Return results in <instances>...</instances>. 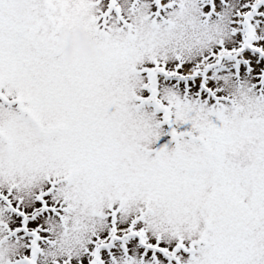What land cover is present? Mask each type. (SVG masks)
Segmentation results:
<instances>
[{
  "label": "snow or ice",
  "instance_id": "snow-or-ice-1",
  "mask_svg": "<svg viewBox=\"0 0 264 264\" xmlns=\"http://www.w3.org/2000/svg\"><path fill=\"white\" fill-rule=\"evenodd\" d=\"M0 264H264V0H0Z\"/></svg>",
  "mask_w": 264,
  "mask_h": 264
},
{
  "label": "clouds",
  "instance_id": "clouds-1",
  "mask_svg": "<svg viewBox=\"0 0 264 264\" xmlns=\"http://www.w3.org/2000/svg\"><path fill=\"white\" fill-rule=\"evenodd\" d=\"M57 42L66 64L72 63L76 58L92 60L102 55L97 44L90 41L87 34L79 29L61 32L57 37Z\"/></svg>",
  "mask_w": 264,
  "mask_h": 264
}]
</instances>
